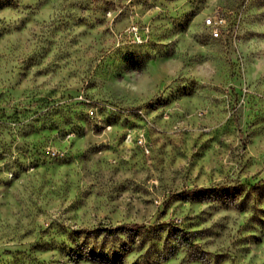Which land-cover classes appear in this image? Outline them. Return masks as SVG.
<instances>
[{
  "label": "rangeland",
  "instance_id": "rangeland-1",
  "mask_svg": "<svg viewBox=\"0 0 264 264\" xmlns=\"http://www.w3.org/2000/svg\"><path fill=\"white\" fill-rule=\"evenodd\" d=\"M0 264H264V0H0Z\"/></svg>",
  "mask_w": 264,
  "mask_h": 264
},
{
  "label": "built area",
  "instance_id": "built-area-1",
  "mask_svg": "<svg viewBox=\"0 0 264 264\" xmlns=\"http://www.w3.org/2000/svg\"><path fill=\"white\" fill-rule=\"evenodd\" d=\"M204 25L215 32V37H221L223 32H227V17L224 10L220 8L213 9V15L204 17ZM52 154L56 155V150L52 149Z\"/></svg>",
  "mask_w": 264,
  "mask_h": 264
},
{
  "label": "trees",
  "instance_id": "trees-1",
  "mask_svg": "<svg viewBox=\"0 0 264 264\" xmlns=\"http://www.w3.org/2000/svg\"><path fill=\"white\" fill-rule=\"evenodd\" d=\"M138 227H139L138 223L129 222V223H123V224L119 225L118 228L134 230V229H136Z\"/></svg>",
  "mask_w": 264,
  "mask_h": 264
},
{
  "label": "bare ground",
  "instance_id": "bare-ground-1",
  "mask_svg": "<svg viewBox=\"0 0 264 264\" xmlns=\"http://www.w3.org/2000/svg\"><path fill=\"white\" fill-rule=\"evenodd\" d=\"M208 15H213V12L209 13ZM213 36H215V32L212 31Z\"/></svg>",
  "mask_w": 264,
  "mask_h": 264
}]
</instances>
